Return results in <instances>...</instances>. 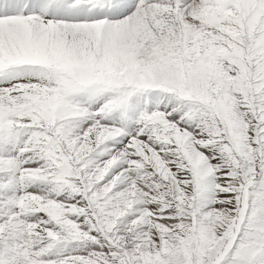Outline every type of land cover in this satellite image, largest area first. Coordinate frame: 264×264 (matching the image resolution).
<instances>
[{
  "label": "snow or ice",
  "instance_id": "snow-or-ice-1",
  "mask_svg": "<svg viewBox=\"0 0 264 264\" xmlns=\"http://www.w3.org/2000/svg\"><path fill=\"white\" fill-rule=\"evenodd\" d=\"M0 264H264V0H0Z\"/></svg>",
  "mask_w": 264,
  "mask_h": 264
}]
</instances>
